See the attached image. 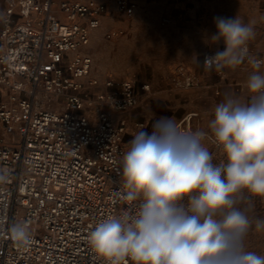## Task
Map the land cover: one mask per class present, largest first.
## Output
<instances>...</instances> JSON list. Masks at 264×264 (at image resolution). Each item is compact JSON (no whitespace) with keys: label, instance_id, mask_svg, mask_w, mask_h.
I'll use <instances>...</instances> for the list:
<instances>
[{"label":"built area","instance_id":"1","mask_svg":"<svg viewBox=\"0 0 264 264\" xmlns=\"http://www.w3.org/2000/svg\"><path fill=\"white\" fill-rule=\"evenodd\" d=\"M5 1L0 28V175L5 176L0 181V264H104L89 245L90 232L103 219L134 208L122 199L127 191L121 176L127 120L109 108L125 112L138 106L150 83L123 79L118 92L93 95L98 79L82 80L94 63L84 48L109 11L107 0ZM114 3L121 15L138 8L136 0ZM247 49L245 63H263ZM180 81L193 83L190 76ZM105 85L114 86L115 80L109 78ZM177 126L197 131L191 114ZM13 222L29 229V245L11 238L8 226Z\"/></svg>","mask_w":264,"mask_h":264},{"label":"clouds","instance_id":"2","mask_svg":"<svg viewBox=\"0 0 264 264\" xmlns=\"http://www.w3.org/2000/svg\"><path fill=\"white\" fill-rule=\"evenodd\" d=\"M214 23L211 40L223 41L224 50L205 55V69L240 65L256 35L253 25L238 16H217ZM247 89V102L226 93L208 123L226 162L213 163L204 143L209 133L182 131L166 115L129 141L122 157L127 190L122 199L134 208L103 219L88 236L104 264L126 259L130 264H264V256L244 245L253 225L248 215L253 198L264 200V73L253 72ZM255 230H264V220H255ZM8 231L21 246L31 243L25 224L13 222Z\"/></svg>","mask_w":264,"mask_h":264},{"label":"rangeland","instance_id":"3","mask_svg":"<svg viewBox=\"0 0 264 264\" xmlns=\"http://www.w3.org/2000/svg\"><path fill=\"white\" fill-rule=\"evenodd\" d=\"M136 1L139 5L132 15L118 14L115 12V6L109 7L101 26L97 29V35L91 38L90 44L84 49L94 60L91 73L105 72L112 76L120 75L122 79L150 83L153 90V82L165 79L164 76H173L177 71V63L169 60L170 54L166 46L168 37L174 36L177 31V24L180 21H196L202 28L208 24L215 25L214 17L217 16L226 18L238 16L244 23H251L256 35L248 42L247 47L253 53L264 55V0H200V8L196 13L190 10L181 11L183 8L178 6L181 3L173 4L174 2L169 0ZM204 2H207L206 5L202 4ZM5 4V0H0V17ZM58 12L62 14L60 9ZM107 33H111L112 37L108 38ZM221 43V41L216 43V48L208 50L221 48ZM242 64L234 67L240 73H264V63L260 64L259 68L252 64L242 68ZM187 114L192 115L194 122L195 115L191 112ZM221 161L226 162L219 148L213 156V163L219 164ZM245 195L247 197V194ZM253 202L254 209L248 213L253 225L244 239L245 250L264 256V230H255V220H264V200L253 198Z\"/></svg>","mask_w":264,"mask_h":264},{"label":"crops","instance_id":"4","mask_svg":"<svg viewBox=\"0 0 264 264\" xmlns=\"http://www.w3.org/2000/svg\"><path fill=\"white\" fill-rule=\"evenodd\" d=\"M138 1L143 2L144 0ZM169 1L174 2L173 4L175 2L181 3L182 5H178L183 8L181 11L190 10L192 13H196L200 8V0ZM107 2L109 7L115 5L114 0H107ZM206 3L204 2L202 4L206 5ZM168 12L171 13L172 11ZM0 23L2 26L1 17ZM215 33L216 28L213 24H208L206 27L201 28L200 24L196 21H180L177 24V31L174 36L170 35L171 37H168L166 45L168 47L167 52L170 54L169 60L177 63L175 75L164 76L163 78L165 79L159 82H153V90L150 88L149 91L142 94L138 106L125 112L109 108L116 118L123 116L127 120V131L124 137L126 151L130 147L129 141L135 134L141 129L150 132L151 122L161 115L170 116L177 123L187 113L191 112L195 115L194 127L197 130L210 132L208 123L214 118V109L217 104L223 102L226 93L236 94L244 102L250 99L247 80L252 73H240L238 69L231 67H225L219 72L214 69L212 71L205 69L203 64L205 54L208 51L216 52L217 50H224L223 41L220 44L221 48L212 51L208 50L209 48H216V43L211 40V37ZM96 35L97 29L92 32V37ZM255 54L261 57L264 63L263 53L255 52ZM242 63L241 67L244 68L247 63L244 61ZM92 74L90 73L88 77L82 80L88 83L93 78L98 79V84L91 89L93 95L98 91L106 92L109 95L119 91L120 81L123 80L122 76H112L105 72ZM186 76L192 77L193 83L191 85H185L180 81L181 78ZM109 78L115 80L114 86L107 87L105 85V81ZM4 97H6L5 94ZM204 143L214 156L216 150H214L212 143L208 139H205Z\"/></svg>","mask_w":264,"mask_h":264}]
</instances>
